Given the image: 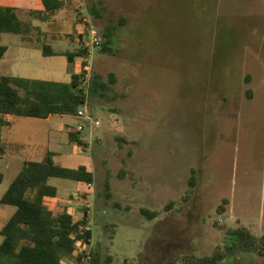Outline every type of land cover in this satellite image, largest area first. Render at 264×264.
I'll return each mask as SVG.
<instances>
[{
  "label": "rangeland",
  "instance_id": "1",
  "mask_svg": "<svg viewBox=\"0 0 264 264\" xmlns=\"http://www.w3.org/2000/svg\"><path fill=\"white\" fill-rule=\"evenodd\" d=\"M63 1L49 34L40 26L30 39L8 32L0 39L8 48L0 74L68 82L79 63L44 56L37 43L74 50L81 15L100 34L124 19L112 51H91L86 75L99 74L103 87L79 108L99 121L79 132L82 144L70 138L76 115L19 118L12 130L28 141L23 151L33 150L24 160H40L49 148L55 162L93 172L91 187L48 181L63 191L60 199L46 200L48 206L69 209L74 219L83 208L89 215V243L77 244L63 261L76 264L85 251L96 264H165L183 254H211L239 226L264 234V0ZM24 2L0 0L37 24ZM18 151L10 147V158L0 162V195L23 166ZM141 207L156 216L147 219ZM10 209L0 204L2 218ZM225 264H264V258L238 252Z\"/></svg>",
  "mask_w": 264,
  "mask_h": 264
},
{
  "label": "trees",
  "instance_id": "2",
  "mask_svg": "<svg viewBox=\"0 0 264 264\" xmlns=\"http://www.w3.org/2000/svg\"><path fill=\"white\" fill-rule=\"evenodd\" d=\"M42 4L43 9L31 10L30 15L45 21L64 6V1L42 0ZM91 12L97 20L101 19L102 14L98 8L93 6ZM123 22L124 19L118 24ZM118 24L103 27L100 52L112 51L111 44ZM33 29L36 28L32 22L22 20L15 7L0 5V39L5 32L22 35L24 40L30 39L28 35ZM82 37V34L78 35L81 43L74 50L58 52L42 42L36 46L44 56L65 55L71 64L88 53L82 47ZM7 50V46L0 43V59ZM86 73L81 65L78 71L71 73L68 82L0 74V160L7 151V143L1 134L3 128L11 125L7 116L47 118L51 115H75L80 107L87 104L89 94L103 87L99 74L94 72L88 78ZM110 76L111 81H114L113 74ZM247 94L251 95L250 89H247ZM70 138L82 144L78 131L70 132ZM55 154V151L49 150L40 160H24L22 168L0 197V204L15 207L14 213L0 229V264H66L63 257L72 254L77 244L89 243L91 229L79 228L80 225L88 224L86 208H83L81 217L74 219L65 209H49L45 198L57 195V187L48 182L50 178L92 184L93 172L83 165L77 168L65 167L53 160ZM3 179L4 175L0 171V183ZM105 186L108 188V183ZM225 202L227 199H223L218 206V212L224 211ZM140 212L149 220L157 214L145 207H141ZM228 235L230 242L211 254H183L171 258L165 264H225L228 257L238 252H253L264 258V234L255 235L247 227L239 226L229 230ZM84 254L81 252L76 257V264H84L80 261ZM90 254L88 264H96L94 254Z\"/></svg>",
  "mask_w": 264,
  "mask_h": 264
},
{
  "label": "crops",
  "instance_id": "3",
  "mask_svg": "<svg viewBox=\"0 0 264 264\" xmlns=\"http://www.w3.org/2000/svg\"><path fill=\"white\" fill-rule=\"evenodd\" d=\"M0 5H2V4H0ZM7 6H11V5H7ZM13 7H15V6H13ZM24 7H26V8H28L29 10H30V8H32V10H41V9H43L44 7H43V4H42V0H34V3L32 4V0H25V2H24ZM262 9H264V7H262ZM24 10H25V8H24ZM54 16H55V14L53 15V16H51L49 19H47V20H45V21H43V20H39L38 18H31V19H33V21H36V23L37 24H33V26L36 28V29H38V30H40V26H42V29H43V31L42 32H44L43 33V35L45 36V32H48V34H49V31H50V29H51V27H52V23L54 22L53 21V19H54ZM41 21V22H40ZM42 23V24H41ZM44 26V27H43ZM60 26V25H59ZM46 27V28H45ZM45 28V29H44ZM41 29V30H42ZM51 33V32H50ZM6 55V54H5ZM5 57V56H4ZM4 57L2 58V59H4ZM1 60V59H0ZM75 61H77L78 63H79V66L81 67V65H82V62H81V60H75ZM74 61V62H75ZM72 64V63H71ZM80 67H79V69H80ZM78 69V70H79ZM78 70H76V71H78ZM75 72V71H74ZM54 115H51V116H49V117H47V118H43V119H45V120H49V119H51L52 117H53ZM19 118H28V120H36V119H34V118H37V117H28V116H11V115H8L7 116V119L8 120H10L11 121V125L10 126H8V127H5V128H3L2 129V131H1V134H2V138L5 140V142L7 143V151H6V154H5V156H3V158L0 160V162L4 159V158H10V157H7V153L9 152V148L10 147H13V148H15V149H20V151H18L17 153H20L19 155V159L21 160V162H23V160L25 159V154H31V153H33V150H31V149H29V150H24L23 151V149L24 148H26L27 146H29V144L27 143L28 141H25L23 138H19L18 136H16V135H13L12 134V130H14L15 129V127L17 126V124H19L20 123V119ZM7 130V131H6ZM7 132V135L6 134H4V132ZM32 145H34L33 147H37L36 145H38V144H36V143H33ZM23 152H25V153H23L22 154V151ZM50 149L48 148V150L47 151H49ZM46 154V153H45ZM44 154V155H45ZM44 157V156H43ZM42 157V158H43ZM7 162H9V161H7ZM2 172V171H1ZM3 173V172H2ZM4 175V174H3ZM13 179V178H12ZM11 179V180H12ZM10 180V181H11ZM3 182H4V179H3V181H2V183H0V184H3ZM9 184V183H8ZM8 186V185H7ZM87 186H88V184H87ZM89 187H91V186H89ZM7 188V187H6ZM6 190V189H5ZM78 192H81V193H85V191H78ZM4 193V192H3ZM2 193V194H3ZM62 193H63V191H61V193H59L58 194V188H57V195L56 196H54V197H49V198H45V203L47 204V202H46V200H56V199H60L61 197H62ZM2 194L0 195V197L2 196ZM62 201L64 202L63 203V205L64 206H68L70 209H73V208H76L73 204H74V202L71 200V201H68V200H66V199H62ZM3 205H7V204H3ZM47 206H48V204H47ZM14 207V206H13ZM48 208L49 209H51V210H57V209H65V208H60V207H50V206H48ZM10 211H11V214H8L9 216L7 217V218H2V216H1V214H0V229L2 228V226L4 225V223L6 222V220L14 213V211H15V209H10ZM67 211L69 212V213H71L73 216H75L69 209H67ZM6 212L7 213H9V211H7V209H6ZM83 214V213H82ZM65 262V261H64ZM66 263V262H65Z\"/></svg>",
  "mask_w": 264,
  "mask_h": 264
},
{
  "label": "built area",
  "instance_id": "4",
  "mask_svg": "<svg viewBox=\"0 0 264 264\" xmlns=\"http://www.w3.org/2000/svg\"><path fill=\"white\" fill-rule=\"evenodd\" d=\"M79 34H82V47L87 49L88 53L79 58L82 62V69L86 72L90 70V54L91 51L94 49H100L102 45V37L100 32L98 31L96 25L92 22V20L87 15L80 16V27H79ZM84 62V66H83ZM78 120L77 126L75 128L76 131L80 132L83 131L88 125L90 127L96 126L99 124L98 120L93 119L90 115L85 113L83 110L79 109L75 114ZM87 148V147H85ZM91 186V184H88ZM79 228H89V223L87 225H80ZM85 254L81 256L80 261L85 262L89 257L90 254H87L85 251H82Z\"/></svg>",
  "mask_w": 264,
  "mask_h": 264
}]
</instances>
